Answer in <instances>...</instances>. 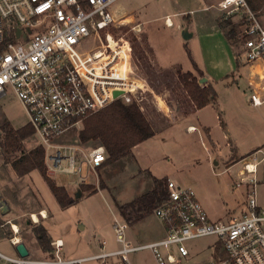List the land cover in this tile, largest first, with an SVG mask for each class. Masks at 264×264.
Wrapping results in <instances>:
<instances>
[{
    "label": "built area",
    "instance_id": "built-area-1",
    "mask_svg": "<svg viewBox=\"0 0 264 264\" xmlns=\"http://www.w3.org/2000/svg\"><path fill=\"white\" fill-rule=\"evenodd\" d=\"M117 1L0 0V99L14 94L25 108L44 147L47 174L74 176L77 185L91 183L108 151L101 143L87 147L57 139L111 103H132L150 89L135 68L131 39L114 32L121 26L114 9ZM217 7L228 15L241 13L245 21L243 55L250 66L251 102L260 106L264 103V24L247 0H218ZM166 23L173 26L169 18ZM140 26L134 30L141 31ZM263 158L245 161L238 173L236 187L247 183L248 198L237 214L213 219L192 187L169 178L166 198L154 210L165 226L163 238L135 244L128 237V220L113 211L117 249L108 248L104 239L101 252L69 258L64 240L57 238L51 242L52 256H10L0 251V264H83L89 259L116 264V256L120 264H130L128 254L144 248L151 249L156 264H180L190 254L187 241L209 235L217 236L226 252L214 264H264V202L258 177ZM14 230L17 233L19 228ZM10 240L14 245L21 242L16 235Z\"/></svg>",
    "mask_w": 264,
    "mask_h": 264
},
{
    "label": "rangeland",
    "instance_id": "rangeland-1",
    "mask_svg": "<svg viewBox=\"0 0 264 264\" xmlns=\"http://www.w3.org/2000/svg\"><path fill=\"white\" fill-rule=\"evenodd\" d=\"M217 2L218 0H118L115 3L114 9L116 16L121 18V26L114 29V32L131 41L133 37L136 38L132 41L134 65L137 72L146 78L150 88L139 93L136 101L141 105L156 134L117 160L110 163L105 161L98 169V175L92 176L91 183L86 184L88 188L84 187L85 192L81 188L83 184L77 185L74 176L59 174L51 177L47 174L58 184L66 186L75 199L76 191L82 190V196L69 207L59 205L40 170L35 169L30 175L18 176L6 159L4 147L0 145V195L2 193L9 197L18 209L46 206L50 217L52 214L53 231L60 234L64 232L66 257L80 258L97 254L103 250L101 242L104 239L108 248L120 247L112 226L113 211L118 212L117 203L131 201L149 190L153 185L154 175L167 176L183 186L192 187L213 219L226 218L242 209L248 198V185L243 182L236 187L239 181L237 172L242 169L245 161L252 162L254 157L261 160L264 156V103L254 106L249 101L251 91L247 82V61L242 55L244 76L241 77L240 85L217 87L219 108L210 104L202 111H208L206 117L213 124L209 127L213 141L199 124V128L195 126L198 130L187 131L188 121H198L195 115L188 116L194 110L180 80V76L190 69L195 74L198 73L196 67L192 66L186 46L188 41L194 43L196 38L185 39L183 28L177 25H187V13L190 9L196 11L198 3L214 4L218 14L225 13L228 16L226 10L217 7ZM180 10L188 11L178 14ZM167 14L174 21V27L166 26ZM194 16L195 14L190 16L192 20ZM230 16L237 25L241 39L238 42L239 48L243 49L245 21L241 13H231ZM126 18H132L133 21L122 23ZM260 18L264 24V13L260 14ZM137 24L141 25V31L134 30ZM190 26L194 27L193 22H190ZM171 60L180 65L168 67ZM220 111L224 112L226 126L218 118ZM186 116L189 118H185ZM6 121L15 127L31 126L25 108L14 94L0 99V126ZM84 121L66 131L57 141L83 143L87 147L101 143L97 140L80 141L79 131L84 127ZM0 133L4 135L2 128ZM37 145L42 144L34 131L24 141V147L29 151ZM85 168L86 166L84 175ZM258 177L261 181L260 199L264 202V158L258 164ZM164 229V223L153 211L144 217L143 222L131 224L128 237L138 242H148L162 237L166 233ZM30 230L33 236H37L33 226ZM217 241L215 235L187 241L190 254L180 264H214L226 254L224 247ZM4 243L9 245L6 239ZM1 248L0 237V251ZM128 259L130 264H156L149 248L130 252ZM113 261L116 264L121 262L118 256ZM83 264H101V260L89 259Z\"/></svg>",
    "mask_w": 264,
    "mask_h": 264
},
{
    "label": "trees",
    "instance_id": "trees-1",
    "mask_svg": "<svg viewBox=\"0 0 264 264\" xmlns=\"http://www.w3.org/2000/svg\"><path fill=\"white\" fill-rule=\"evenodd\" d=\"M247 1L251 9L259 16L264 13V0ZM230 18V14L227 16L225 13L222 15L217 13L219 24L233 45L237 57V70L229 76L237 77L242 67L241 56L243 55V49H240V45H238L241 39L238 35L237 25ZM187 22L188 24L190 23L189 17ZM135 39L133 37V40ZM187 50L191 58V53L188 48ZM193 65L196 67L198 75L188 70L180 76L183 89L187 92L192 102L193 110L195 111L208 104H214L219 108V93L216 86L218 81H207L201 85L199 81L205 77V73L195 62ZM234 82H236V79L232 80L231 84ZM218 115L221 123L225 125L222 120L221 111ZM1 128L4 131V135L0 133V145L4 147V153L7 156L6 159L11 163L16 174L22 177L30 174L35 169L40 170L59 205L66 208L73 204L76 199L67 187L58 184L47 175L44 147L37 145L31 150L26 151L24 141L34 132L32 126L15 127L9 121H6L2 127L0 126V132ZM204 130L210 136H208L209 139L213 141L210 128L205 127ZM155 134L156 130L137 101L132 103L115 101L85 119L84 127L79 131V139L81 142H89L92 140L101 142L108 151L106 162L110 163L132 152L138 144L151 138ZM153 179V185L149 190L131 201L117 203L119 212L130 224H134L136 221L151 214L166 198L168 192V177L160 178L153 176ZM84 187L88 188V185L83 184L81 187L85 192L86 189ZM95 192L97 191H93V193ZM29 221L36 231V237L42 249L48 256L54 255V248L51 244L52 239L49 237L47 227L42 223L32 222L31 219ZM3 223L4 220L0 211V226Z\"/></svg>",
    "mask_w": 264,
    "mask_h": 264
},
{
    "label": "crops",
    "instance_id": "crops-1",
    "mask_svg": "<svg viewBox=\"0 0 264 264\" xmlns=\"http://www.w3.org/2000/svg\"><path fill=\"white\" fill-rule=\"evenodd\" d=\"M196 9H197L196 11L194 9H190V11L187 13L189 20H190V22H193L194 27L190 26V23L188 24V22L186 25L189 29V32L192 33L191 37L196 38L194 43H192L190 41H188L186 43V46L191 53L190 59L192 61V66H193V63L195 62L204 71L205 77L208 78L209 82L218 81L216 84L217 87L224 86V87L230 88V87H234V86H239L240 82H241V77L244 76L243 75V68L244 67L243 66L241 67V70L239 72V76H237V77L229 76L237 70V66H238L237 65V57H236L233 45L231 44V42L227 38L225 31L223 30V28L219 24V21L217 19V12L214 9V4L198 3V7ZM187 11L188 10H180L177 13L178 14H184ZM199 13H202V15H198ZM192 14H195L194 20H192L190 17ZM159 17H162V16H159ZM166 17L171 18L170 14H167ZM187 21H188V19H187ZM165 24L168 28L175 26L174 21H173V26H169L166 22H165ZM177 26L179 28H184L182 24H178ZM168 65H169L168 67H172V66H179L180 64H178V62H172V60H171L168 63ZM246 66L249 69L248 76H247V79H248L247 82H248V84H250L249 83L250 66L248 64ZM256 69L259 70L260 68L257 67ZM230 79L231 80L236 79V82L231 84ZM248 87H249L248 89L252 93L250 85H248ZM157 100H158V97H157ZM249 101L251 102V96H250ZM160 105H161V103H160ZM209 106H210V104H208V105H206L200 109H197L188 115L189 117L192 115H195V118L198 121V123L188 121L187 126H186L188 132H193V131L198 130V128H199L198 124L203 129L205 127H210V128L212 127V125H213L212 122H210L206 117V114L208 113V111L202 112L203 110H205ZM221 113H222V120H223L224 112L222 111ZM188 116H186L185 118H189ZM218 118H219V115H218ZM220 122H221V119H220ZM224 123L226 126L225 121H224ZM192 125L197 126L198 128L196 130H188V126L190 127ZM210 134H211V131H210ZM137 146L135 148H137ZM241 170H239L237 172V174L240 173ZM154 176H156V175H154ZM156 177L161 178L163 176H156ZM1 198L7 202V207L5 208V210L2 211V209H0L1 215H2L3 220H4V223L0 226L1 247L4 248V249L1 248V252L4 254L10 255V256H19V253L16 249V245L12 244L9 240L10 237L16 235L17 237L19 236L21 238V241L26 244V246L30 252V255H29L30 257L42 258V257L48 256L45 253V251L42 249V247L40 246L37 237L33 236V234L30 233L31 232L30 227L32 225L30 224V221H29V219L32 218V214H35V213L38 214L40 219H39V221H34V222L35 223L43 222L42 224H44L47 227L49 237L52 239V241L54 239H57V238L63 239L64 232L60 234V233H55L53 231V227H52L53 223L51 222L52 214L50 217L49 216L50 212L47 210L46 206L40 205V206H36V207H26L24 209H18L16 207V203L14 201L12 202L9 197H6L1 193ZM43 210L47 211V214H48L47 216L43 215L44 214ZM117 213H120L119 210ZM32 220H34V219H32ZM140 221L143 222L144 218L139 220V222ZM136 222H138V221H136ZM13 225L18 226L19 230L17 233L14 230ZM130 228H131V224H130ZM165 234L162 237L150 240L148 242H138L135 239H132V240L135 244L149 243V242L156 241V240L163 238L165 236ZM4 239H6L8 241L9 245L4 243ZM101 245H102V242H101ZM69 258H72V257H69Z\"/></svg>",
    "mask_w": 264,
    "mask_h": 264
},
{
    "label": "water",
    "instance_id": "water-1",
    "mask_svg": "<svg viewBox=\"0 0 264 264\" xmlns=\"http://www.w3.org/2000/svg\"><path fill=\"white\" fill-rule=\"evenodd\" d=\"M182 33H183V36L185 39H189L192 36V33L189 32V29L187 26L182 29ZM207 81H208L207 77H203L200 79V83H205ZM82 194H83L82 190L78 189L75 193L76 199H79L82 196ZM6 207H7V202L1 198L0 209H2V211H4ZM16 249H17V251L21 257H27L30 255L29 249L27 248V246L24 242L18 243L16 245Z\"/></svg>",
    "mask_w": 264,
    "mask_h": 264
},
{
    "label": "bare ground",
    "instance_id": "bare-ground-1",
    "mask_svg": "<svg viewBox=\"0 0 264 264\" xmlns=\"http://www.w3.org/2000/svg\"><path fill=\"white\" fill-rule=\"evenodd\" d=\"M131 21H133V19L132 18H126V19H124L123 21H122V23H126V22H131ZM169 23L172 25L173 24V21H172V19L171 18H169ZM194 129H196V127L194 126V125H192V127H191V130H194ZM254 164L253 163H250V168H252V169H254ZM254 171V170H253ZM43 213H44V215L45 216H47L48 214H47V211L46 210H43ZM34 220L35 221H39V216H38V214H34ZM15 227L18 229V226L17 225H15Z\"/></svg>",
    "mask_w": 264,
    "mask_h": 264
}]
</instances>
